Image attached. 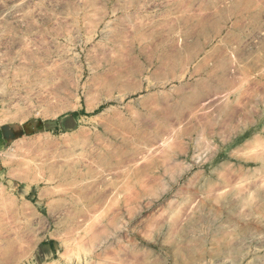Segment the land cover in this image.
<instances>
[{
    "label": "rangeland",
    "instance_id": "374dc122",
    "mask_svg": "<svg viewBox=\"0 0 264 264\" xmlns=\"http://www.w3.org/2000/svg\"><path fill=\"white\" fill-rule=\"evenodd\" d=\"M0 264H264V0H0Z\"/></svg>",
    "mask_w": 264,
    "mask_h": 264
}]
</instances>
